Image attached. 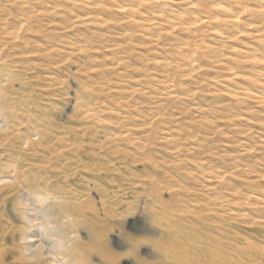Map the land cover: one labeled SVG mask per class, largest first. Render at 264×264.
Masks as SVG:
<instances>
[{"label": "rangeland", "instance_id": "374dc122", "mask_svg": "<svg viewBox=\"0 0 264 264\" xmlns=\"http://www.w3.org/2000/svg\"><path fill=\"white\" fill-rule=\"evenodd\" d=\"M69 1L0 0V88L17 99L4 112L9 127L0 130V182L15 174L19 182L25 162L47 166L21 159L35 151L28 143L50 139L44 134L50 132L56 136L50 143L57 147L56 169L68 162L64 175L69 177L65 181L56 174V190L74 188L76 198L89 196L98 213L103 199L117 208L102 237L94 232L91 216L76 222L78 242L97 245L90 249V263L156 261V232L145 219L151 205L173 210L191 230L229 234L232 247L241 252L229 257L235 264H243L255 248L264 259V209L258 202H264V101L247 96L264 94L262 66L250 61L264 44V4L246 0L251 5L240 15L239 33L228 37L199 26L142 30L124 15L102 13L119 0H98L96 8ZM195 2L141 12L183 13L185 21L198 13L189 7ZM215 2L225 1L208 0ZM252 4L258 9H250ZM87 13L112 18L111 23L79 26ZM12 29L19 39L11 43L5 33ZM161 29L167 33L151 43ZM195 31L202 36L195 44L206 46L209 56L186 65L189 58L178 47L194 42ZM164 79L174 81V89H167ZM168 90L176 96L165 97ZM66 128L76 131L75 140ZM62 144L68 145L64 153ZM77 158L82 164L72 170ZM127 236L134 238L133 248ZM8 242L0 248H13Z\"/></svg>", "mask_w": 264, "mask_h": 264}, {"label": "bare ground", "instance_id": "6f19581e", "mask_svg": "<svg viewBox=\"0 0 264 264\" xmlns=\"http://www.w3.org/2000/svg\"><path fill=\"white\" fill-rule=\"evenodd\" d=\"M195 1V4H190L189 7H196L198 13L192 14L185 21L181 17L184 16L183 13H176V16H171L163 14V11L153 10L148 12L149 15L144 16L141 12V9L147 12L159 5H173L182 3L184 0H119L118 3L103 8L102 13L108 15L115 12L124 15L128 19L127 23L141 27L142 30L154 25L164 26L169 30H189L199 26L209 27L212 33L217 28L221 34L229 37L239 33L237 28L241 24L240 15L247 10V6L251 5L246 0L244 1L247 5H242L240 0H223L225 2H215L214 4H209L208 0ZM259 1L264 4V0ZM69 3L71 6L85 8H96L99 4L98 0H70ZM252 5L253 7L250 9H258L254 4ZM40 14L42 12L37 13V15ZM84 15L86 17L78 22L79 26L94 25L95 27H103L110 25L112 20V18L99 20L92 13ZM17 29L5 31L9 42H16L19 39ZM198 31H201V29ZM166 33L167 31L164 29L159 30L154 35L151 43L156 41L161 34ZM200 35L199 33L193 35L194 38H197L196 40L192 39L194 42H182L178 47V52L189 58L185 61L186 65L209 56V49L206 46L202 47L195 44L197 40L202 41ZM258 43L260 44V40H258ZM258 49L260 50L255 49V53L259 57L250 56V61L262 66L264 72V44L261 43ZM182 65L184 66V64ZM162 82H164L163 84L167 89L175 86L172 80ZM171 91L168 90L165 97L172 98L176 96ZM242 92H238V94L245 96ZM259 92L258 94H247V96L257 102H263L264 94ZM15 101H17L15 97L5 95L2 88H0V130H5L6 126L9 127L4 112L7 104L10 106ZM46 119L49 122L51 121L49 126L53 129L55 124L51 117H46ZM66 132L71 134L73 139L76 138L74 136L77 134L76 131L66 128ZM44 134H48L50 139L40 137L37 141L28 143V149L35 151L25 155V158L21 160H37L48 163V165L35 167L31 161L25 162L23 164L26 165L25 170L19 172L22 174V179L19 182L16 177L18 174L12 176L11 180L0 182V192H2L0 196V247L7 244L4 243L7 240L9 241L8 244L13 245V248L9 250L0 248V264H92L88 255L90 249L97 245L95 243L78 242L79 237L75 230L76 222L81 217L87 218L86 215L91 216L96 223L94 232L102 237L106 227L112 226V223H114L117 208L115 204L103 199L101 212L98 213V210L90 205L89 196L82 194L76 198L78 191L74 188L66 189L62 187V189L58 188L56 190V174H60L65 181L69 177V174L64 175V172H67L65 164L68 162H60L58 170L56 169L57 147L56 144H50L51 141H56V136H53L50 132H44ZM61 146L63 148L61 151L64 153V148L68 145L62 144ZM81 162L82 160L79 158L76 159V162H71L70 165L74 167L72 170L78 169L82 164ZM17 167L20 166L17 164L15 169H18ZM221 177L219 175L217 178ZM212 178L215 182L216 177ZM50 185L53 188H49ZM13 191L19 194L17 199L13 197L15 196ZM150 195L148 194V196ZM151 197L155 200L159 196L151 195ZM40 198L47 199L48 203L41 202ZM258 202L259 207L264 209V202ZM213 203L214 201H211L210 205ZM172 211L171 209H165L163 205L157 208L155 205H151L146 211L147 226L156 232L154 247L157 258L154 262L148 261L141 264H235L229 257L234 251L241 256V252L232 247L229 234L225 233L219 237L194 231V229L191 230L181 225ZM14 217H18L20 222L19 220L16 222V220L10 219ZM126 243L131 245V248L135 246V240L132 236L126 237ZM5 250L6 254L8 252L11 254L10 259H6ZM258 252H261V250L257 248L252 251L249 250L243 257L245 260L243 264H264V259L260 257Z\"/></svg>", "mask_w": 264, "mask_h": 264}]
</instances>
